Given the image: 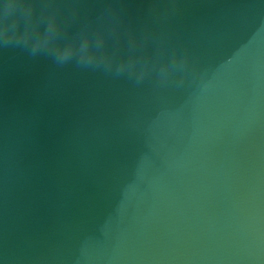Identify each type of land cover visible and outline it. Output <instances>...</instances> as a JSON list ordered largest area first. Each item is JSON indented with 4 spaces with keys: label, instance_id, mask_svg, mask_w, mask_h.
Here are the masks:
<instances>
[{
    "label": "water",
    "instance_id": "water-1",
    "mask_svg": "<svg viewBox=\"0 0 264 264\" xmlns=\"http://www.w3.org/2000/svg\"><path fill=\"white\" fill-rule=\"evenodd\" d=\"M0 264H264V0H0Z\"/></svg>",
    "mask_w": 264,
    "mask_h": 264
},
{
    "label": "clouds",
    "instance_id": "clouds-1",
    "mask_svg": "<svg viewBox=\"0 0 264 264\" xmlns=\"http://www.w3.org/2000/svg\"><path fill=\"white\" fill-rule=\"evenodd\" d=\"M9 43V41L5 40L4 41V45L6 46L7 44ZM33 52H35V49H33ZM68 51L65 50V51H58L55 53V55L53 56L54 60L59 63V64H63L65 63L67 60H68ZM82 64H85V65H88V64H91V60H87V61H84V60H81L80 61Z\"/></svg>",
    "mask_w": 264,
    "mask_h": 264
}]
</instances>
